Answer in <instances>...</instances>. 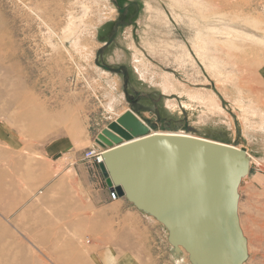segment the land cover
I'll list each match as a JSON object with an SVG mask.
<instances>
[{
  "label": "rangeland",
  "instance_id": "obj_1",
  "mask_svg": "<svg viewBox=\"0 0 264 264\" xmlns=\"http://www.w3.org/2000/svg\"><path fill=\"white\" fill-rule=\"evenodd\" d=\"M94 1L0 0V54H4L0 55V124H9L13 138L11 150L0 139V232L15 236L14 240L8 236L13 242L7 249L10 253L0 247L5 264H89L81 255L83 250L89 254V235L79 238L71 233L78 225L67 224L79 220L78 212L64 219L56 208L62 203L44 200L55 174L64 172L70 162L67 156L56 158L50 150L64 142L70 144L64 151L73 147L83 156L132 106L135 113L159 118L149 129L151 134L183 131L238 148L246 146L256 158L264 157L258 143L250 144L264 128L260 114L252 109L257 105L264 112V95H258V100L239 88L242 82L262 88L252 80L248 67L264 68L262 41L224 26L219 6L204 1L159 0L162 15L152 14L146 0H111L114 13L106 9L108 0ZM240 1L245 2L241 4L244 11L240 9L243 20L262 23L264 29V0ZM70 13L79 27L80 50L68 43L66 52L61 39ZM205 18L221 25L211 28ZM94 26L99 29L95 31ZM215 31L234 44L215 39ZM118 53L125 56L122 63L117 61ZM238 55L247 63L242 71L233 65ZM98 68L112 73L115 88L99 75ZM109 92L122 100L114 110L106 105ZM12 95L17 97L15 102H10ZM213 101L221 103L226 118L200 130L193 119L214 108ZM168 102L175 105L173 110ZM83 163L93 180L102 183L98 168ZM252 169L241 188L238 211L248 243L245 264H264V161ZM77 196L88 199L81 192ZM148 218L155 223L158 243L163 244L157 264H193L186 251L175 256L164 225Z\"/></svg>",
  "mask_w": 264,
  "mask_h": 264
},
{
  "label": "water",
  "instance_id": "obj_2",
  "mask_svg": "<svg viewBox=\"0 0 264 264\" xmlns=\"http://www.w3.org/2000/svg\"><path fill=\"white\" fill-rule=\"evenodd\" d=\"M129 109L97 144L107 186L167 229L197 264H245L248 243L240 226V191L252 166L245 148L179 134H151ZM114 191V190H113ZM194 259V260H193Z\"/></svg>",
  "mask_w": 264,
  "mask_h": 264
},
{
  "label": "crops",
  "instance_id": "obj_3",
  "mask_svg": "<svg viewBox=\"0 0 264 264\" xmlns=\"http://www.w3.org/2000/svg\"><path fill=\"white\" fill-rule=\"evenodd\" d=\"M261 71L259 77L264 79V68ZM0 139L11 150L13 138L8 123L0 124ZM68 145L57 142L51 147L56 158L67 156L70 162L64 172L55 174V179L45 189L44 200L46 203H62L56 204V208L64 219L76 216L78 212L79 220L73 219L67 224L72 228L74 224L78 225L71 233H77L79 238L89 235V254L83 250L82 259L89 264H157L163 244L158 243L157 231L152 225L155 223L126 199L111 200L110 188L100 168L103 182L96 183L83 163V156L73 147L64 151ZM244 148L247 150L246 146ZM78 192L88 195V199H79Z\"/></svg>",
  "mask_w": 264,
  "mask_h": 264
},
{
  "label": "bare ground",
  "instance_id": "obj_4",
  "mask_svg": "<svg viewBox=\"0 0 264 264\" xmlns=\"http://www.w3.org/2000/svg\"><path fill=\"white\" fill-rule=\"evenodd\" d=\"M108 1H109V3H108V7H106V9L107 10H112L111 13H114V11L116 10L115 7L114 6H110V5H112L110 3L111 0H108ZM146 1H147V4H148V8H150V11L152 12V14H155V15L156 14H158V15L164 14L163 11H162V9L158 8L159 7V2H158L159 0H146ZM172 1H175L176 2L177 0H172ZM202 1L209 3V4L213 5L214 7H216L215 5L219 6V7H216V8L220 12H222L221 13L222 16H219V17L225 21L226 24L224 26H226L228 28H231L233 30H236V33H241L242 35H246L249 38H252V39H254L256 41H262L264 43V29L262 28L263 24L262 23L257 24L254 21L243 20L244 18L241 15L243 13H241L240 9H242L241 8V4L244 1L241 3L240 0H235V1L234 0H200V1L198 0L197 3H200ZM94 2L95 3H98V0H95ZM109 6H110L111 9L109 8ZM84 9L86 10V12L89 11V7L84 8ZM54 11H56L55 14L58 15V12L59 11H57V10H54ZM105 15H107V14H105ZM99 16H100V20L99 21L101 23H103L105 17H103V15L101 13L99 14ZM69 17H70V19H68V23L66 25L67 27L66 28H63V30H62V35H63V38L61 39L62 46L64 47V49L66 50V52H68L69 49H67L66 46L68 45V43H70L72 45V48L73 49L79 51L80 50V49H78V41L79 40H77L78 37L76 38V36L78 35L77 34V31H78V28L79 27H77L75 25V23H76V17H75V15L73 13H70V16ZM208 19L209 18H205L204 19V23H205V25H209L211 28H214L215 29L216 27H218V26L221 25V23H218L216 21H213L212 19L211 20L210 19L208 20ZM106 24H108V23H106ZM99 25H101V24H99ZM83 26H87V25L84 24ZM48 27H49V30L51 31V33L54 36L59 37V34L56 32V30L54 28H51L50 26H48ZM93 29L95 31H97L99 29V26H94ZM261 33H263V35ZM214 36H217L218 38L216 37L215 39H217L218 41H220L224 45L225 44H230L231 45V43L234 44L233 41L230 42V40H229V38L227 36L222 35V34H219L217 31H215ZM0 55H1V57L4 56V54H0ZM124 57L125 56L123 54L118 53V55H117L116 58H117V61L118 62H121L122 63L125 60ZM246 64L247 63L244 61V59H242V61H241L240 55H238L237 58L235 57V62H233V65H235L237 68H239L238 69L239 71H242V68H243L242 65H246ZM0 67H2V65H0ZM248 67L250 68L251 73L254 76L253 79L252 78L251 79L253 81H256L257 83H260V85H262L261 86L262 88L260 89V87H257V86H254V85L249 86V85H247V82H245L244 84L242 82L240 84L239 88L240 89H242V88L247 89L254 96H257V99L258 100H260V97H258V95H264V79H260V77H259V75H262V71H261L262 68L261 69H257V68H255V65L254 66L250 65ZM135 68H136V71L141 75V73L139 72V68L137 66H135ZM98 73H99V75L104 80H106L107 84H109L112 89L115 88L114 81L112 82V76H113L112 73L110 74L109 71H106V70L101 69V68H98ZM262 78H264V77H262ZM163 89H164V92L165 93L168 92L167 91V89H168L167 85ZM124 96L126 97V94L125 93H124ZM105 98L109 100V102L106 103V105H107L108 109H110V110H114L116 104L122 102L121 99L120 100L116 99L118 97H117L116 93L113 94V92H109V93L105 94ZM16 100H17V97H15L14 95H12L10 102H15ZM213 102H214V104L211 103V105L214 106V108L213 107L212 108H209V110H208L209 112H206L205 111L201 115H199L196 119H193V121H194L193 122V125L196 126L198 129L202 130V129H204V127H207L210 124H214V126H215V125H218V124L224 122V120H225L224 118H226V114H225V111L226 110H224L222 108L221 103H219V101L218 102L213 101ZM261 103L264 105V99L261 101ZM250 105H251V103H250ZM256 106H253L252 109L254 110V112H258L260 114V118H259L260 119V122H259V124L260 125H263V123H264V112L262 111L263 109H261L258 106L256 107ZM167 107L169 109L173 110V108L175 107V105L174 104L172 105L171 103L168 102V106ZM183 108H187L188 109L189 106L184 105ZM194 116H195V114H194ZM120 117H118V119ZM138 118H139V115H138ZM146 118H149V117H146ZM50 125H52V124H50ZM50 125H49L48 128H51ZM159 133L160 134H172V135L179 134V135H185V136H192V137H196V138H201V137L192 135L191 133L188 134V133L183 132V131H181V132L180 131L179 132H174V133H165V132L159 131V132H153L152 134H159ZM252 133L253 132H251V130H250V136H251ZM255 134H256V137H252L251 136L252 137L251 138L252 140L250 141V144H255V143L257 144L258 143L257 145L259 146V148L261 149V151H262V153L264 155V128H263V131L262 132H256ZM256 139H258V142H256ZM258 146H257V148H258ZM258 151L256 150V152H258ZM247 152H248V154L250 156L249 157L250 158V165L252 167L260 166L261 161H264V157L261 158V159H258L252 153L250 154V152L248 151V148H247ZM238 210H239V208H238ZM238 214H240L239 211H238ZM146 217H149V216H146ZM0 229H2V225H0ZM166 231H167V229H166ZM8 236H9V234L8 235L7 234H2L0 232V247L4 251L10 253L11 251H8L7 249L10 247V244L13 243V242H11V240L8 239ZM9 237L12 240L15 239V236L14 237L9 236ZM178 252L183 254V252H185V250H184V248L179 247L178 248ZM5 262H6V260H3V258L2 259L0 258V264H5ZM194 263L197 264V261L194 260ZM10 264H13V263L11 262Z\"/></svg>",
  "mask_w": 264,
  "mask_h": 264
},
{
  "label": "built area",
  "instance_id": "obj_5",
  "mask_svg": "<svg viewBox=\"0 0 264 264\" xmlns=\"http://www.w3.org/2000/svg\"><path fill=\"white\" fill-rule=\"evenodd\" d=\"M106 151L101 145L95 143L94 146L90 147L83 154L84 161L92 164L93 166L99 169L100 165L104 162L103 154ZM116 188L113 187V190L110 188V198L111 200H117L118 194L115 191Z\"/></svg>",
  "mask_w": 264,
  "mask_h": 264
},
{
  "label": "flooded vegetation",
  "instance_id": "obj_6",
  "mask_svg": "<svg viewBox=\"0 0 264 264\" xmlns=\"http://www.w3.org/2000/svg\"><path fill=\"white\" fill-rule=\"evenodd\" d=\"M124 98L127 99L125 96H124ZM131 108H132L133 110L135 109L134 106H132ZM137 112H138V111H137ZM139 113H141V112H139ZM144 114H145V113L138 114V115H139V119H140L143 123H145V120L150 121V124H146V123H145V124H146L147 127H149V128H153V127H152V123H153V121L155 120V121L157 122V121H159V118L157 117L156 119H149V118H146ZM141 117H142L143 119H142ZM151 121H152V122H151Z\"/></svg>",
  "mask_w": 264,
  "mask_h": 264
}]
</instances>
